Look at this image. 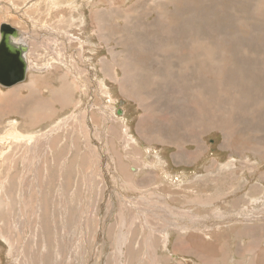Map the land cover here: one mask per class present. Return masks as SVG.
Returning a JSON list of instances; mask_svg holds the SVG:
<instances>
[{
	"label": "rangeland",
	"instance_id": "rangeland-1",
	"mask_svg": "<svg viewBox=\"0 0 264 264\" xmlns=\"http://www.w3.org/2000/svg\"><path fill=\"white\" fill-rule=\"evenodd\" d=\"M2 24L28 51L0 264H260L264 0H0Z\"/></svg>",
	"mask_w": 264,
	"mask_h": 264
},
{
	"label": "water",
	"instance_id": "water-1",
	"mask_svg": "<svg viewBox=\"0 0 264 264\" xmlns=\"http://www.w3.org/2000/svg\"><path fill=\"white\" fill-rule=\"evenodd\" d=\"M18 39L15 29L5 24L0 25V86L3 88L22 83L26 77L27 65L23 56L27 49L12 44V41Z\"/></svg>",
	"mask_w": 264,
	"mask_h": 264
},
{
	"label": "bare ground",
	"instance_id": "bare-ground-1",
	"mask_svg": "<svg viewBox=\"0 0 264 264\" xmlns=\"http://www.w3.org/2000/svg\"><path fill=\"white\" fill-rule=\"evenodd\" d=\"M100 10V9H99ZM139 14V13H138ZM70 16V15H69ZM96 18H98V17H96ZM100 18V17H99ZM128 24V23H127ZM16 30V32H17V34H18V36H19V39L18 40H15V41H12V44L13 45H19V46H21V47H24V49H27V51H28V47H26V44H25V42L23 41V38L22 37H20V35H22V33L21 32H19L17 29H15ZM233 44V43H232ZM30 51V50H29ZM123 59H124V57H122ZM23 59H24V61H25V63H26V65H27V60H26V53L24 54V56H23ZM28 59V58H27ZM35 67V66H34ZM232 67V66H231ZM123 69H124V67H122ZM190 68V67H189ZM122 69V70H123ZM189 70V69H188ZM236 70V69H235ZM132 70H128L127 71V75L129 76L130 74H132ZM43 75V74H42ZM47 75V74H46ZM188 75V74H187ZM240 75V74H239ZM198 76V75H197ZM33 77V76H32ZM225 77V76H224ZM226 78V77H225ZM126 79V78H125ZM125 79H123V80H121L122 81V83H125V82H127L128 80H125ZM203 80H204V78H203ZM240 80V79H239ZM220 81V80H219ZM60 82V81H59ZM224 82V81H223ZM207 83H209V82H207ZM230 83V82H229ZM30 85V84H29ZM224 85V84H223ZM235 85H236V83H235ZM238 85V84H237ZM228 86V85H227ZM230 86V85H229ZM226 88V87H225ZM229 88H231V87H229ZM240 88V87H239ZM18 89V88H17ZM122 89H123V91H125L126 90V86L125 85H123L122 86ZM28 90L30 91V92H33V90H32V88L31 87H29L28 88ZM59 90V89H58ZM231 90V89H230ZM217 91V90H216ZM17 93V92H16ZM223 93V92H222ZM225 93H227V92H225ZM235 93V92H234ZM139 94H141V93H139ZM29 95V94H28ZM136 95H138V93L136 94ZM142 95V94H141ZM237 95V94H236ZM15 97V95L14 94H9L5 99H0V101H2V100H4L5 102H7V101H12V102H14V104H13V106L12 107H14V105L16 104V102H17V97H16V99L14 98ZM37 97V96H36ZM237 98V97H236ZM238 101V100H237ZM210 103V102H209ZM3 104V103H2ZM17 105L18 106H25V105H21V104H19V102L17 103ZM3 107V106H2ZM5 107H9L10 108V106H5ZM12 107H11V109H12ZM16 111H20L21 110V108H16L15 109ZM39 114V113H38ZM148 118V117H147ZM33 120V119H32ZM144 119H142L141 121H140V127H139V129H138V131L137 132H139L141 135H142V137H144V132H145V130L141 127L142 125H143V123H146L147 121H143ZM37 123V122H36ZM149 123V122H148ZM33 124V123H32ZM150 124V123H149ZM14 125V124H13ZM67 127V126H66ZM66 129V128H65ZM209 129V128H208ZM17 130V129H16ZM14 131H15V129H14ZM9 132V131H8ZM8 132H7V134H8ZM16 132V131H15ZM18 134V133H17ZM19 135V134H18ZM16 136V138H20V136ZM24 136V135H23ZM22 135H21V137H23ZM29 136V135H28ZM22 140V139H21ZM129 140V139H128ZM148 142V141H147ZM126 144H127V142H126ZM39 225V224H38ZM32 239V238H31ZM36 239V238H35ZM11 240V239H10ZM33 240V239H32ZM13 241V240H12ZM27 241V240H26ZM49 241V240H48ZM13 244V243H12ZM23 244V243H22ZM15 247V246H14ZM50 248V247H49ZM14 249V248H13ZM15 251L17 252V250H16V248H15ZM14 252V251H13ZM14 254V253H13ZM15 258H17V257H15Z\"/></svg>",
	"mask_w": 264,
	"mask_h": 264
},
{
	"label": "crops",
	"instance_id": "crops-1",
	"mask_svg": "<svg viewBox=\"0 0 264 264\" xmlns=\"http://www.w3.org/2000/svg\"><path fill=\"white\" fill-rule=\"evenodd\" d=\"M98 18H95V21H97ZM254 258H255V262H259L260 264H263V258H264V252L261 253L259 251V253H256V255H254Z\"/></svg>",
	"mask_w": 264,
	"mask_h": 264
}]
</instances>
